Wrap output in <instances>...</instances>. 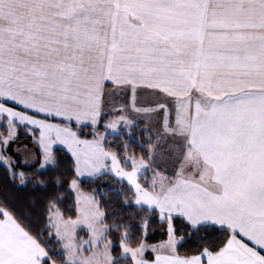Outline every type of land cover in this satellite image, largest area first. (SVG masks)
I'll return each instance as SVG.
<instances>
[{
    "label": "snow or ice",
    "instance_id": "obj_1",
    "mask_svg": "<svg viewBox=\"0 0 264 264\" xmlns=\"http://www.w3.org/2000/svg\"><path fill=\"white\" fill-rule=\"evenodd\" d=\"M0 264H264V0H0Z\"/></svg>",
    "mask_w": 264,
    "mask_h": 264
},
{
    "label": "crops",
    "instance_id": "obj_2",
    "mask_svg": "<svg viewBox=\"0 0 264 264\" xmlns=\"http://www.w3.org/2000/svg\"><path fill=\"white\" fill-rule=\"evenodd\" d=\"M216 43L215 40L212 39H206L205 40V44L206 46H212ZM209 75L213 78V79H221V78H225L227 75V70L222 68V67H218L216 69H214L213 71H211L209 73Z\"/></svg>",
    "mask_w": 264,
    "mask_h": 264
}]
</instances>
